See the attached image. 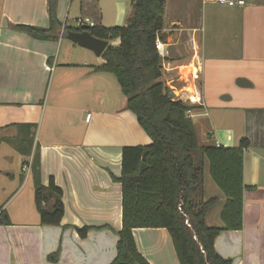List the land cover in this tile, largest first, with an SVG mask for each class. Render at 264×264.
Listing matches in <instances>:
<instances>
[{"label":"crops","instance_id":"obj_1","mask_svg":"<svg viewBox=\"0 0 264 264\" xmlns=\"http://www.w3.org/2000/svg\"><path fill=\"white\" fill-rule=\"evenodd\" d=\"M125 1L119 24L131 6ZM245 1V6L231 7L218 0H167L162 36L170 53L162 72H175L178 81L191 87L199 65L204 105L193 120L205 145L238 147L242 139L249 140L243 228L223 231L215 248L232 264H264V0ZM75 5L82 16L80 0L57 2V16L66 26ZM16 25L48 28V0H0V207L11 220V225L0 226V264H49L47 258L55 252L59 264H111L123 226L122 186L113 176H121L124 147L148 145L151 139L126 109L127 100L110 102L107 88L100 93L74 90L71 73L57 77L70 98L47 112L53 75H67L72 67L92 66L95 71L104 61L87 49L83 61H70L59 52L60 40L34 39ZM84 75L92 74L85 70ZM166 78L165 85L174 84ZM62 95L66 93L58 98ZM15 124L38 126L30 156L10 141L19 136ZM37 145L42 184L53 177L64 192L59 226L41 224L31 168L23 171ZM223 197L214 207L225 205ZM85 226L93 229L81 238L76 228ZM134 237L151 264H180L168 230L135 229Z\"/></svg>","mask_w":264,"mask_h":264},{"label":"trees","instance_id":"obj_2","mask_svg":"<svg viewBox=\"0 0 264 264\" xmlns=\"http://www.w3.org/2000/svg\"><path fill=\"white\" fill-rule=\"evenodd\" d=\"M58 0H48L50 26L41 28L16 25L34 39L59 41L60 32L69 30L57 16ZM82 18L94 26L90 33L108 41L102 54L104 63L97 72L113 75L126 97V109L151 139L148 145L122 149V172L113 180L122 186V229L118 232L117 254L111 264H151L139 251L135 229H166L171 235L180 264H232L219 255L215 241L223 231L243 228L244 153L250 146L242 139L238 147L201 146L188 111L199 106L185 104L169 94L161 81L162 60L156 49L158 38L164 41V14L167 0H131L123 26L101 25L96 0H80ZM87 17V18H85ZM119 39V45L110 44ZM19 136L10 140L25 156L35 143L37 124H15ZM29 143L27 147L25 144ZM226 199L221 214L223 227L208 226L206 217L218 198L204 199L205 167ZM142 164L146 169L141 171ZM35 183V205L42 225L59 226L65 213L64 192L53 177L48 185L41 182V154L37 145L31 163ZM11 220L0 207V226ZM93 227L76 228L86 238ZM49 264H59V252L48 256Z\"/></svg>","mask_w":264,"mask_h":264},{"label":"rangeland","instance_id":"obj_3","mask_svg":"<svg viewBox=\"0 0 264 264\" xmlns=\"http://www.w3.org/2000/svg\"><path fill=\"white\" fill-rule=\"evenodd\" d=\"M127 1H129L131 4V0H127ZM96 2L98 4L99 11L101 14L100 15L101 25L106 26V27L125 25L127 14H124V16L122 17V20H120L121 24H119V15H118L119 12L122 11L121 8L124 5V2H126L125 0H96ZM75 4H77V3H75ZM81 17L82 16L79 12V8L75 5L71 8L69 14H67L66 19L64 21H65V24L67 23L68 27L76 28L77 19H80ZM87 17L90 18V20H92L91 17H89V16H87ZM87 17H85V18H87ZM59 40H60V42L59 41L58 42H59L60 49H61V51L59 50V52L61 53L62 57L66 56V58L69 59L70 61H76V62L83 61L82 60L83 55L85 54V52H88L87 50H85V49L79 47L78 45L74 44L72 41H70L66 37L60 36ZM110 44H113L114 46H118L119 45V39H115V40L111 41ZM69 50H72V51L69 52L67 55H65V52H67ZM72 68H73L72 71H68L69 73H67V75L63 74L64 73L63 71H58L57 75H53V79L50 83L49 90L47 93V102H46L47 112L54 111L57 108L56 105L64 103L62 100H68L70 98L69 96H67L69 94V92H64L63 89L59 88L60 87L59 83H58L59 78H57V77L65 78V77L71 76V75H69L70 73L73 76V81H72L71 85H72L74 90L75 89L76 90L77 89H79V90L83 89L84 90L85 88H87L88 89L87 92L100 93L103 90V88H107L108 94L110 95V97H109L110 102H115V103L119 104L121 100H124L123 102L125 103V100H126L125 96L123 95V93L119 87V84L113 75L108 74V73H103V72H97L95 70L96 67H94L95 71H92L93 70L92 66H89L86 68H84V67H72ZM85 70H89L90 74H92V75L89 77L87 75H84ZM184 74H185V76L188 75L189 70L185 71ZM166 76L168 77V80H174L173 85H175V87L178 90L177 93H175V91L173 89H170L171 91H174V93H175V95L173 96L174 98L177 99L178 97H182L183 102L185 104L192 105V106H198L196 104H192V103H189L188 101H185L183 94L179 92L180 90H182L183 87L188 88L189 87L188 84H184L181 79H180L181 82L178 81L179 79H178L175 72H173L171 74H166ZM166 76H163V78L161 79V80H163L164 84H166V82H167ZM54 77H56L58 79L57 82H56V79L54 81ZM104 77L108 78L110 80V83H108L106 81V84H104V82H101L98 80V79H100V78L102 79ZM189 89H190V87H189ZM61 91H63V92H61ZM59 93H66V95H62L58 98ZM117 95L119 96V98H116ZM78 104H80V103L78 102ZM106 107H111V106L106 105ZM193 111H194L193 112L194 114L198 113L197 109L193 110ZM196 120L197 119H194L193 121H196ZM198 128H197L196 132H197V135L199 138V143H200V145H205L202 132ZM37 135H38V132H36L35 139L37 138ZM28 145H29V143L26 142L25 147H27ZM4 148H5L4 150H7V147H4ZM206 164H207V166L205 169L204 199H206V201L209 199H212V198H218L219 199V198L224 196L223 192L220 190V188L216 185V183L212 179L211 174H210L209 165H208V163H206ZM224 206H225L224 202H220L216 207L210 209L208 216H207V220H206V223L208 226L217 227V226L224 225L222 218H221V214L224 210Z\"/></svg>","mask_w":264,"mask_h":264},{"label":"built area","instance_id":"obj_4","mask_svg":"<svg viewBox=\"0 0 264 264\" xmlns=\"http://www.w3.org/2000/svg\"><path fill=\"white\" fill-rule=\"evenodd\" d=\"M218 2L221 4L229 5L231 7L245 6V4H246L245 0H218ZM84 25H89L90 27H92V26H94V23L91 22L89 19H86L84 21L83 20L78 21V28H80ZM156 49L158 51V54H159L162 62H165L167 60L170 52H169L168 48L166 47L165 42L163 40H161L160 38H158L156 41ZM163 67H164V65H163ZM194 69L195 70L192 73L193 83H192L190 89L187 91L180 90L179 92L183 94L185 101H188L189 103L196 104V105L202 107L204 105V102H203V97H202V88H201L202 85L199 82L200 81L199 65L198 64L195 65ZM166 86L169 88V90L173 89L175 91V93H177L178 90L174 85L167 84ZM174 91L170 90L169 94L172 93L173 94L172 96H174L175 95ZM177 100L183 101V98L178 97ZM193 112H194L193 110L188 111V116L190 118L195 117V114ZM30 168H31V163L24 166L23 171L30 170Z\"/></svg>","mask_w":264,"mask_h":264},{"label":"water","instance_id":"obj_5","mask_svg":"<svg viewBox=\"0 0 264 264\" xmlns=\"http://www.w3.org/2000/svg\"><path fill=\"white\" fill-rule=\"evenodd\" d=\"M89 30V25H84L80 28H77V30H69L67 32L66 38L79 47L92 51L97 57H101L108 47L109 42L95 38L91 35ZM170 95L172 96L173 94L171 93ZM140 169L143 171L146 169V165L142 164Z\"/></svg>","mask_w":264,"mask_h":264}]
</instances>
